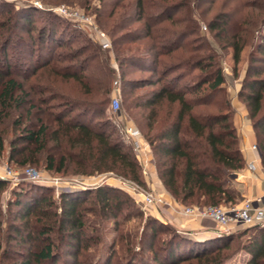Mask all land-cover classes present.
<instances>
[{
	"label": "trees",
	"instance_id": "16d2710c",
	"mask_svg": "<svg viewBox=\"0 0 264 264\" xmlns=\"http://www.w3.org/2000/svg\"><path fill=\"white\" fill-rule=\"evenodd\" d=\"M41 1L90 10L111 48L102 50L87 38L74 46L81 34L57 28V21L63 20L56 15L36 28L35 8L9 13L0 21V56H4L0 64L6 67L5 73L0 70V118L12 111L13 129L18 131L9 144L8 162L25 166L42 161L48 172L62 175L112 173L144 186L130 146L124 150L125 143L113 137L111 118L106 116L115 74L112 61L120 71L125 107L139 112L157 178L171 198L183 206L237 204L240 196L232 174L243 169L244 161L224 87L222 54L199 32V23L205 24L223 55L231 51L232 72L240 78L237 99L247 109L264 169V0L241 4L237 14L213 12L207 0ZM8 45L14 50L11 62ZM245 49L249 51L240 76L237 66ZM55 79L77 83L81 97L62 94L56 112L49 113L43 106L54 99ZM34 113L37 124L31 128L23 120ZM5 185L0 181V193ZM43 189L30 185L14 190L6 208L5 245L31 244L39 251L28 253L36 263H55L62 248L76 263L81 251L101 243L99 236L88 233L91 223L112 220L118 231L119 219L126 223L141 217L131 197L106 185L61 192L57 201L46 198ZM133 233L134 229L117 234L113 243H121L119 252L114 250L116 244H103L93 264H226L230 256L224 251L235 239L245 240L237 245L250 256L248 264H264V228L258 225L226 238L196 240L146 218L138 248ZM19 264L33 262L24 259Z\"/></svg>",
	"mask_w": 264,
	"mask_h": 264
},
{
	"label": "rangeland",
	"instance_id": "374dc122",
	"mask_svg": "<svg viewBox=\"0 0 264 264\" xmlns=\"http://www.w3.org/2000/svg\"><path fill=\"white\" fill-rule=\"evenodd\" d=\"M209 1L208 4L212 3V11L214 12L215 10H226L227 12H233L237 14V11L240 9L241 4L244 5H253L255 3H260L263 0H207ZM39 4L41 6V8H38L37 6L34 7V5ZM59 5H65L68 6L70 9L73 10H78L81 13H83L84 15H93L90 14V10L85 11L82 7H80L77 4H72V5H67L64 3H60L58 5H49V4H44L41 0H0V21H5L6 20V16L9 13L12 12H16V11H21L24 9H30V8H35V10H38L37 12L33 13V19H34V25L36 28L42 26L44 23H46V21L52 17H54V13L52 12H48V9L50 8H54L56 6ZM93 6H98L97 2H93L92 3ZM58 17V16H57ZM61 18V17H58ZM61 20H63V22H58L56 23V27L60 29V27L63 26V28H67V30H71V29H76V33L77 34H81V38H78L75 42H74V46L77 44H80L83 42L84 38L89 39L91 42H93L91 40V38L89 37V30L85 27H76L75 24L71 21L65 20L63 18H61ZM199 32L201 34H206L208 37V40L211 42L212 46L214 47L215 51L218 54H222L221 60H220V64H221V70L223 75L225 76V89H226V94L229 98V101L231 103V88H233L236 84L239 85L240 83V78H235V76L233 75V62L231 60V51H228V54H224L223 52L220 51L219 47L216 45V43H214V41L211 38V35L208 34L205 24L203 22L200 21L199 23ZM203 27H205V30H203ZM79 32V33H78ZM249 49H245V51L242 53V58H241V62L239 63V65L237 66V71L238 74H240V76L242 75V73L244 72L245 66H246V57L248 54ZM7 60L8 62H11L13 60V56H14V50L12 49L11 45L7 46ZM0 59H4V56L1 54ZM4 61V60H3ZM30 61V60H29ZM28 61V62H29ZM31 63V61L29 62V64ZM111 66L112 68H114L115 70V74H113V77L111 79L110 82V99H111V95H112V90H113V81L117 78V75L120 76V71L117 68L116 64L114 62L111 61ZM0 70L2 72H6V67L2 64H0ZM52 81V79H50ZM52 96L54 97V99L46 106H43L44 108L47 109V112L49 113H53L56 112L55 107H57L60 103V97L62 96V94L64 95H68L71 98H80L81 97V91L80 88L78 87L77 83L75 82H63L60 81L59 79H55V81L52 83ZM230 88V89H229ZM239 88V86H238ZM120 89V93H121V107H120V112H121V118L116 117V115L112 114L110 111V106H107V113L106 116L108 118H111V124L113 126V137L114 138H119L121 139L126 147H124V150L128 151V142L126 141V139L124 138V136L120 133V128L119 126H121L123 123L127 122L130 125H132L133 127L137 128L142 136L143 139V163L142 165H139L140 167V172H141V176L143 178V180L145 181V185L144 186H139L140 189L142 191H151L153 192L155 195H158L159 197L163 198V194L161 193V191L159 190V188L157 186H155V182H157V173H156V169L154 166V157L152 156V152L150 147L148 146V144L145 141V137H144V132H143V128L142 126L139 124V112L138 111H134V110H130L127 109L125 107V104L123 102V93H122V88L121 85L119 87ZM141 92V91H140ZM50 106H53V108H50ZM26 108V107H25ZM24 108V109H25ZM6 116L1 117L0 118V135L4 141V152H2V154L0 155V165H7L11 170L20 172L23 168L25 167H30L35 169L36 171H38L39 173L45 175V176H49V177H61L63 179H88L90 180V183L92 184V186H101V185H106L108 187L114 188L115 190H118L124 194H126L127 196L132 198L133 201V206L134 209L136 210L137 213L141 214L140 218H137L135 216H133L130 221H127L126 223H123V219H119V229L118 231H115V224L114 221L112 220H104L102 223H100L101 225H99L98 223L94 222L91 223V228L90 230H88L89 234H93L94 236H99V238L101 239V243H98L96 245L91 246V249L88 251H81L77 258H76V263L73 262V259H71L69 257V255L66 254V250L64 248L61 249L60 254L57 256V260L56 262L52 263L50 261H40V262H35L36 260H34L33 257L28 256V253L31 252L32 254L38 253L39 251L36 250L34 248V246H32L31 244L27 243V245L24 247L22 245V247L20 246H14V244H12V241L10 242L9 246L5 245V240L6 239V235L8 234V232L5 230L6 229V220H7V205L10 199H12V193L14 190H17L21 187H25V186H30V185H34V184H30L27 182H23L20 183L18 186H13L11 183L6 182L5 187L2 189L1 193H0V264H19V262L23 261L24 259H30L32 260L33 264H86V263H91L93 264L96 261V255L98 254V250L102 247H108L109 245L111 246V244L115 241V238L118 236L117 234H121L122 233H127L130 232L134 229V233L135 236L137 235V238L135 239V243L136 246L137 241H138V237L139 234L141 232V227L144 223V220L146 218H152V219H156L158 222H160L163 225H168L170 227H172L173 229H175L177 231V234H179L182 237H187V238H192L194 239V235H190L187 234V232H182L180 230H177L176 227H174L173 224H170L169 222H163L161 221V219L157 218V214L154 211L153 208H143L138 202L135 201V199L133 198V195L130 193V190H122V187H124L121 182L122 180H124V183L127 181L131 182L129 180L123 179L120 176H116L115 174L112 173H106V174H99V175H94V176H74V175H62V174H53L48 172L45 169L44 164L42 163V161H40L39 163H31V164H26L25 166H20L18 164H13V163H9L8 162V148H9V144L11 142V140L18 134V131H14L13 129V112L6 110ZM35 112V111H33ZM21 114H25V110L21 111ZM94 115H90V117H93ZM25 125H28L29 127L32 128H36V124H37V116L36 114H32L31 116L26 117L25 120H23ZM97 119L94 120V124H97ZM98 126V125H96ZM108 131H111L112 129L109 128L107 129ZM132 153V152H131ZM134 155V154H133ZM121 180V181H119ZM159 180V179H158ZM96 184V185H94ZM38 186V185H35ZM40 188H42V186H39ZM91 188V189H83V190H93L95 189ZM44 189L41 191V193L46 196V198H49L51 201H57L58 200V196H56L55 192L53 189L48 188L45 189V187H43ZM75 190H79L78 187H71L70 189H66L63 190L62 192H66V191H75ZM165 190V189H164ZM166 192V191H165ZM40 193V191H39ZM167 193V192H166ZM168 194V193H167ZM92 196V195H91ZM170 196V195H169ZM92 198V197H90ZM177 203V202H176ZM190 206V205H189ZM166 207V206H165ZM164 207V209H161L160 211L164 212L166 211V208ZM135 215V214H134ZM91 221H94L93 217H90ZM206 221V220H205ZM204 221V222H205ZM123 223V224H121ZM207 223V221L205 222ZM207 225H210L209 223H207ZM103 226V227H102ZM212 227V226H211ZM94 230H91L93 229ZM242 230V228L240 229ZM233 234V233H232ZM231 235V234H229ZM132 236V233H131ZM164 236V235H163ZM162 236V238H164ZM214 236V234H213ZM55 235L52 236V238H54ZM196 237V236H195ZM228 237L225 236V238ZM223 238V237H222ZM9 241V240H7ZM245 240L244 239H235L233 240L231 245L233 247H231L230 250H226L224 251L225 254L229 255V259L227 260L226 264H242L245 259H244V254L245 252L240 251L238 249V245H241ZM225 243H227V241H225ZM23 244V243H22ZM115 245V249L116 252H119V247H121V243L117 242L113 243ZM231 244V243H230ZM238 244V245H237ZM138 248V246L136 247ZM110 251V250H109ZM110 255V253L108 254ZM107 255V257H108ZM115 254H113L111 261L114 260ZM103 257H105V254L103 255ZM105 259V258H104ZM103 261V259H102ZM101 261V262H102ZM99 264V263H98Z\"/></svg>",
	"mask_w": 264,
	"mask_h": 264
},
{
	"label": "built area",
	"instance_id": "2783aa9c",
	"mask_svg": "<svg viewBox=\"0 0 264 264\" xmlns=\"http://www.w3.org/2000/svg\"><path fill=\"white\" fill-rule=\"evenodd\" d=\"M41 8L39 4L34 5ZM49 12L65 20L71 21L77 27L85 26L89 30V37L98 44L102 50H109L111 48L110 40L107 35L96 25L94 15H84L78 10L70 9L68 6L59 5L48 9ZM205 30V27H203ZM120 77L113 81V90L110 99V111L116 117L121 118V93H120ZM120 128V133L124 136L136 161L142 165L143 161V139L140 131L125 122ZM253 149H257L253 146ZM248 170L255 171V166L250 163L247 166ZM0 181L9 182L13 186H18L20 183L27 182L30 184L51 188L58 196L63 190L71 187H78L79 189H91L90 180L84 179H63L61 177L45 176L33 168L25 167L20 172L11 170L6 164L0 165ZM121 181V180H119ZM121 184L124 186L122 190H130L133 198L144 209L156 208L158 211L164 209L168 203L158 195L151 191H142L139 185L128 182ZM96 185V184H94ZM181 216L192 217L199 220H206L214 224L213 234H232L234 233L231 226H237L242 229L258 225L264 228V210L254 206L251 200H243L240 204L220 205V206H183L178 204L174 210Z\"/></svg>",
	"mask_w": 264,
	"mask_h": 264
},
{
	"label": "crops",
	"instance_id": "0c3cea01",
	"mask_svg": "<svg viewBox=\"0 0 264 264\" xmlns=\"http://www.w3.org/2000/svg\"><path fill=\"white\" fill-rule=\"evenodd\" d=\"M238 86L239 85L236 84L233 88L229 89L231 90L232 96V123L238 138L239 150L244 161V167L240 171L232 174V185L240 196V200L237 204L248 199L253 202L255 207L264 210V169L261 165L258 149H253V146H256V140L251 128L247 109L245 105L237 99ZM250 163L255 166V171L248 170L247 166ZM154 184L159 188L163 194V199L168 203V205H166L167 208L165 207L166 211L164 212L153 208L157 214V218L159 217L161 221L173 224L177 230L187 232L189 236L193 234V237L197 240H205L213 237L214 224L212 222L207 221V223L210 224L207 225L205 220L181 216L174 212L178 203H176L171 196L165 192L158 179ZM231 228L233 232H237L241 229L234 225L231 226ZM244 259L245 261L242 264H248L250 256L245 253Z\"/></svg>",
	"mask_w": 264,
	"mask_h": 264
},
{
	"label": "water",
	"instance_id": "95a60500",
	"mask_svg": "<svg viewBox=\"0 0 264 264\" xmlns=\"http://www.w3.org/2000/svg\"><path fill=\"white\" fill-rule=\"evenodd\" d=\"M79 190H82V189H79ZM75 191H77V190H75ZM229 236V234H220V235H214L212 238H222V237H225V236ZM194 239H196V238H194ZM209 239H211V238H209ZM197 240V239H196ZM205 240H207V239H205Z\"/></svg>",
	"mask_w": 264,
	"mask_h": 264
}]
</instances>
